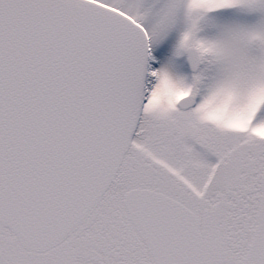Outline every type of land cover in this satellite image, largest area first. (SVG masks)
<instances>
[{
	"label": "snow or ice",
	"instance_id": "obj_1",
	"mask_svg": "<svg viewBox=\"0 0 264 264\" xmlns=\"http://www.w3.org/2000/svg\"><path fill=\"white\" fill-rule=\"evenodd\" d=\"M0 264H264V0H0Z\"/></svg>",
	"mask_w": 264,
	"mask_h": 264
}]
</instances>
